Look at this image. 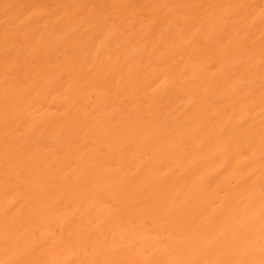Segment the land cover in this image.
<instances>
[{"label": "bare ground", "instance_id": "obj_1", "mask_svg": "<svg viewBox=\"0 0 264 264\" xmlns=\"http://www.w3.org/2000/svg\"><path fill=\"white\" fill-rule=\"evenodd\" d=\"M0 264H264V0H0Z\"/></svg>", "mask_w": 264, "mask_h": 264}]
</instances>
